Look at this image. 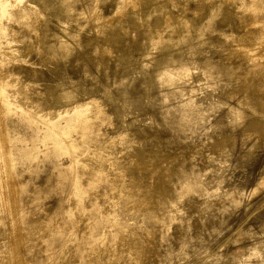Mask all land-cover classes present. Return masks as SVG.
<instances>
[{
    "label": "rangeland",
    "instance_id": "1",
    "mask_svg": "<svg viewBox=\"0 0 264 264\" xmlns=\"http://www.w3.org/2000/svg\"><path fill=\"white\" fill-rule=\"evenodd\" d=\"M164 15L199 16L218 43L182 47L180 65L226 62L233 77L191 71L149 90L160 50L134 52L136 71L114 60L140 42L132 20L157 31ZM263 135L264 0H0V264H264ZM181 158L204 188L172 177ZM163 183L175 203L155 219Z\"/></svg>",
    "mask_w": 264,
    "mask_h": 264
},
{
    "label": "bare ground",
    "instance_id": "2",
    "mask_svg": "<svg viewBox=\"0 0 264 264\" xmlns=\"http://www.w3.org/2000/svg\"><path fill=\"white\" fill-rule=\"evenodd\" d=\"M146 4V3H145ZM144 4V5H145ZM212 4V3H211ZM211 4L210 3H208V5H207V7L205 8V11H207V14L209 13V12H211V14H212V11H209V10H212L211 9ZM143 5V6H144ZM146 7V6H145ZM214 8V7H213ZM144 10V9H143ZM143 10L141 11L142 13H146V12H143ZM151 10V9H150ZM149 10V11H150ZM218 10V9H217ZM204 11V10H203ZM214 11V10H213ZM222 11V10H221ZM66 12L67 11H65V9L63 8V10H62V7L60 8V11H59V20H60V22L61 23H65L66 22V19H67V14H66ZM156 12V11H155ZM68 13V12H67ZM132 13V12H131ZM229 13V12H228ZM228 13H226V14H228ZM194 14V13H193ZM204 15H205V13H203ZM213 14H214V12H213ZM218 14V13H217ZM225 14V13H224ZM225 14V15H226ZM150 15V14H149ZM157 15V14H156ZM197 15V14H196ZM195 15V16H196ZM198 15H200V14H198ZM202 15V14H201ZM215 15V14H214ZM214 15H212V16H214ZM229 15H232L231 13H229ZM155 16V15H154ZM162 16V15H161ZM143 17H145L144 15H143ZM182 17V16H181ZM199 16H197L196 18H193L191 21H189L187 24H185V19H184V21L182 22V18L181 19H171L170 18V16H165L164 15V19H163V21H162V23H161V25H159V28L161 29V30H165V28L166 27H169L170 25H173V26H175V27H177L175 30L174 29H172V35L173 36H165V38L164 37H162L161 36V34H160V32H159V30L160 29H157V31L155 30L156 28H154L152 25L150 26V25H148L147 23L145 24V23H142V25H140V21H141V19L142 18H140L139 17V21H135V20H132L131 22L132 23H135V24H137L138 26H139V28H140V42L137 44V45H135V44H131V43H129V42H127V41H125L124 40V42H122V43H118V44H120V45H117L116 46V50H114L113 49V51H116V52H114V54L116 53V57H115V61L116 62H118V63H120V64H122L123 65V67H125L126 69H129L128 67H132V71H136V69H137V66L139 65V60L137 59V57L134 55V52H137V54H138V58L139 57H141V56H143V55H145V54H149V49L151 48V47H153V49L155 50V49H157V51L158 50H160L159 52L160 53H158L159 55L158 56H156V58H155V61L153 62V64L155 65V70L157 69V70H160V72H159V74L157 75V74H155V75H153V74H149L148 75V77H147V75L145 76V77H147L146 79H143L145 82V84H146V86L145 87H147V89H149V90H151V88L152 89H154L155 90V87H157V89H158V87L159 86H161V84H160V81H159V78L161 77V80L162 81H164L165 79H167L168 77H170V76H172V77H177V78H179V76H184V75H190V73H192L191 71H196L197 73H199V72H202L203 74V76L205 77V78H207V80H213V79H215V78H218V77H222V78H224V79H227V80H229V79H231L232 77H233V69L234 68H232V67H230V66H228L227 65V63L226 62H220L221 64L220 65H216V66H214V67H208V68H206V70L204 71L203 70V68L201 67L202 65H199L198 63H195V62H193V63H190V64H185V65H180V61L183 59V52L181 51V49H182V47H187V48H189V49H192V50H194L196 53H198L199 55H204V53H205V51L207 50V48L210 46V47H215L216 45L218 46V43L217 42H215V41H213V40H210L209 39V41H207V42H204V37H201V35H203L202 34V31H201V26H200V22H199V18H198ZM150 18V17H149ZM206 18V17H205ZM212 17L210 16L209 17V21H211L212 19H211ZM215 18V17H214ZM190 19V18H189ZM211 19V20H210ZM143 20V19H142ZM188 20V19H187ZM204 20V19H203ZM206 20V19H205ZM204 20V21H205ZM207 20H208V16H207ZM149 21V20H148ZM147 21V22H148ZM138 22V23H137ZM216 22V21H215ZM219 23V22H218ZM175 24V25H174ZM211 24V23H210ZM214 24V23H213ZM212 24V26H214ZM222 24V23H221ZM114 25V24H113ZM205 25V24H204ZM218 26H216V23H215V29L216 30H220L221 29V26L219 27V24H217ZM115 26V25H114ZM161 26V27H160ZM173 26H172V28H173ZM207 26H209V24H207ZM211 26V25H210ZM170 28H171V26H170ZM169 28V29H170ZM205 28H206V26H205ZM204 28V29H205ZM108 29V28H107ZM208 29V28H207ZM211 29V28H210ZM212 29H213V27H212ZM160 30V31H161ZM166 30H168V28L166 29ZM113 31H114V34L117 32V30L114 28V27H110L109 29H108V33L109 34H111V33H113ZM213 31V30H212ZM222 31V30H221ZM220 31V32H221ZM105 32V31H104ZM159 32V33H158ZM164 32V31H163ZM211 32V31H210ZM224 32V31H223ZM118 33V32H117ZM204 33V32H203ZM213 33V32H212ZM222 33V32H221ZM106 34V33H105ZM113 34V35H114ZM122 34V33H121ZM163 35V34H162ZM245 37H250V33L248 32V30H247V32L245 33ZM217 36V35H216ZM252 36V35H251ZM121 37V36H120ZM116 38V37H115ZM122 38V37H121ZM199 38H203L202 40V42H200L199 40H201V39H199ZM214 38V37H213ZM117 39V38H116ZM199 39V40H198ZM216 39V38H215ZM251 39V38H250ZM241 40H242V38H241ZM246 40V39H245ZM79 41V40H78ZM118 41V40H117ZM218 41V40H217ZM244 41V40H243ZM81 42H82V40H81ZM85 42V41H84ZM98 42V41H97ZM131 42V41H130ZM116 43V42H115ZM114 43V44H115ZM97 45V44H96ZM231 46V45H230ZM65 47V46H64ZM69 47V46H68ZM205 47V48H204ZM66 48V47H65ZM77 48V47H76ZM68 49V48H67ZM79 49V48H78ZM66 51V54L65 55H67V53H68V51L67 50H65ZM151 51V50H150ZM107 52V51H106ZM105 52V53H106ZM174 53V54H173ZM108 53H106L105 55H107ZM110 54V53H109ZM75 57V56H74ZM146 57V56H145ZM155 57V56H154ZM67 58V57H66ZM78 58V57H77ZM76 58V59H77ZM111 58V57H110ZM114 58V57H113ZM73 59V58H72ZM79 59H81V58H79ZM107 58H105L104 60V62H103V66H107V62H108V60H106ZM143 59V58H142ZM113 60V59H112ZM68 61V60H67ZM78 61V60H77ZM151 61H153V60H151ZM70 63V62H69ZM111 63V62H110ZM113 63V62H112ZM142 63V62H141ZM79 64V63H78ZM152 64V63H151ZM219 64V63H218ZM70 65V64H69ZM111 65V64H110ZM200 68H199V67ZM104 68V67H103ZM118 68V67H117ZM125 69V70H126ZM131 69V68H130ZM109 70H110V68H109ZM195 72V73H196ZM192 76V75H191ZM194 76H195V74H194ZM200 73H199V76H197V78H200ZM144 77V78H145ZM142 80V79H141ZM213 82V81H212ZM142 83V82H141ZM209 84V83H208ZM210 85H212L211 83H210ZM245 84H243V86H244ZM142 86V85H141ZM242 86V87H243ZM154 87V88H153ZM162 88V87H161ZM147 89H145V92L144 93H147V94H145V96L144 97H146V98H149L150 99V95H149V93H148V90ZM142 90V89H141ZM158 91V90H157ZM238 91V90H237ZM251 91V90H250ZM153 92V91H152ZM151 93V92H150ZM252 93V92H251ZM234 94H237V92L235 91L234 92ZM152 95V94H151ZM253 97V96H252ZM251 98V97H250ZM254 98V97H253ZM241 99V98H240ZM245 101V100H244ZM244 103H246V101L244 102ZM250 104V103H249ZM248 104H243V102H239V106H238V108L236 109V108H233V107H229V110H230V112H231V115H232V118H231V120H232V122L233 123H235L234 121H237V122H239L238 120H240V118H242L243 117V114H242V112H241V108H243V107H245V106H247ZM237 106V105H236ZM248 106H250V105H248ZM259 113V112H258ZM243 120V119H242ZM241 120V121H242ZM162 125V124H161ZM262 133V132H261ZM243 135H245L244 133H243ZM247 135V134H246ZM245 135V136H246ZM244 136V137H245ZM248 136V135H247ZM260 136V135H259ZM264 136V135H263ZM243 137V138H244ZM258 137V136H257ZM236 138V137H235ZM262 138V137H261ZM150 143V142H149ZM233 143H234V139L233 140H231V142L228 144V145H226V144H224V145H222L221 147H219V149L218 150H216V151H218L217 152V156H218V158H215V157H213L214 156V154L212 155L211 154V157H208L207 159H209V161L213 164H211L210 166H212V167H214V168H216V167H222V164H223V162H221V160L224 158V155L226 156L228 153H229V151H231V150H229L230 148H231V146L233 145ZM151 153H152V151H151ZM154 154V153H153ZM151 155V154H150ZM180 156V155H179ZM216 156V157H217ZM183 157V156H182ZM135 160V159H134ZM184 158H181V159H179V164L177 163V168H175L173 171H171V173L173 172V174H172V177H173V175L174 176H176V179L179 181V183H183V184H185L186 185V188L188 189V188H190L188 191H186V192H194V190L195 189H197V187H198V189H202V188H204V183H201V175H199L198 173H196V172H194L193 174H191L189 171H187L188 173H190V175L192 176L191 178H192V180L191 181H189V179L187 178V175H188V173H186V171H185V168H184ZM132 161V162H131ZM208 161V160H207ZM126 163H128V162H126ZM130 164L131 163H133V159L131 160L130 159V162H129ZM133 165V164H132ZM131 166V165H130ZM135 166V165H134ZM133 167V166H132ZM117 169V168H116ZM126 169H128V167L126 168ZM134 169V168H133ZM132 169V170H133ZM172 170V169H171ZM128 171H130V169H128L127 170V172ZM122 173V172H121ZM130 173V172H129ZM132 173V172H131ZM121 176V175H120ZM128 176V175H127ZM164 176V175H163ZM122 177V176H121ZM170 177V176H169ZM123 179V178H122ZM164 179V178H163ZM169 180H170V178H168ZM117 180H119V179H117ZM126 180V179H125ZM134 180V179H133ZM168 180V181H169ZM172 180H173V178H172ZM121 181V179L119 180V182ZM141 181V180H140ZM144 181V180H143ZM164 181V180H163ZM165 181H166V179H165ZM167 182V181H166ZM158 183H160V182H158ZM127 185V184H126ZM129 185V184H128ZM158 186V185H157ZM156 186V187H157ZM170 187V186H169ZM142 188V187H141ZM144 188V187H143ZM144 190V189H143ZM196 191V190H195ZM138 192V191H137ZM147 192V191H146ZM171 192V190H170V188H168V186H166V185H164V183H163V185H159L157 188H156V190L154 191V196H155V193H156V196L157 197H159L160 198V200H162V202H163V206H160V207H157V204L158 203H156V207L154 206V207H151V205H150V207H149V215L151 216V217H154L155 219H157L158 217L157 216H155L156 215V213L153 215L152 213L154 212V211H156V210H160V211H162L163 210V208L165 207V204L166 203H168V204H170L169 206H171V208L173 207V205H174V199H173V202L171 201L172 199H170L169 198V195L171 194L170 193ZM197 192V191H196ZM130 194V193H129ZM131 195V194H130ZM132 196V195H131ZM137 196V195H136ZM173 196V195H172ZM171 196V197H172ZM126 197V196H125ZM129 197V196H128ZM148 197V196H147ZM153 197V196H152ZM152 197H151V199H152ZM158 198V199H159ZM129 200V199H128ZM163 200H165V201H163ZM156 201H157V199H156ZM156 201H154V202H156ZM154 202H151V203H154ZM158 202H160V201H158ZM162 202H160V203H162ZM159 203V204H160ZM154 205H155V203H154ZM167 205V204H166ZM133 206V205H132ZM147 207V206H146ZM163 207V208H162ZM148 208V207H147ZM166 209V208H165ZM167 210V209H166ZM168 210H169V208H168ZM202 210V209H201ZM144 211H145V207H144ZM198 212V211H197ZM148 215V216H149ZM154 219V220H155ZM160 222V221H159ZM152 233V232H151ZM150 235V234H149ZM148 237V236H147ZM148 242H149V240H147ZM137 246V245H136ZM133 252V251H132ZM129 253V252H128ZM139 253V252H138ZM136 254V253H135ZM132 255V254H131ZM138 257V256H137ZM141 257V256H140ZM140 259V258H139ZM111 261V260H110Z\"/></svg>",
    "mask_w": 264,
    "mask_h": 264
}]
</instances>
